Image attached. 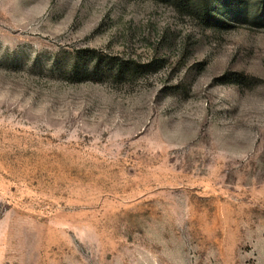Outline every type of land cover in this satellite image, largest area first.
I'll use <instances>...</instances> for the list:
<instances>
[{
  "label": "rangeland",
  "instance_id": "obj_1",
  "mask_svg": "<svg viewBox=\"0 0 264 264\" xmlns=\"http://www.w3.org/2000/svg\"><path fill=\"white\" fill-rule=\"evenodd\" d=\"M0 264H264V0H0Z\"/></svg>",
  "mask_w": 264,
  "mask_h": 264
},
{
  "label": "trees",
  "instance_id": "obj_2",
  "mask_svg": "<svg viewBox=\"0 0 264 264\" xmlns=\"http://www.w3.org/2000/svg\"><path fill=\"white\" fill-rule=\"evenodd\" d=\"M88 50H93L92 48ZM113 59V60H112ZM110 60L113 61V65L109 68V71L115 76H121L126 73L136 74L140 69L147 70H156L160 64H156V59H151L145 62H138L132 58L123 57V56H115L111 57ZM101 64V56L95 57L91 59V61H81L78 59H74L71 63L69 71L73 75L87 74L88 78H91L90 74H93L99 70V66ZM153 65V66H152Z\"/></svg>",
  "mask_w": 264,
  "mask_h": 264
}]
</instances>
